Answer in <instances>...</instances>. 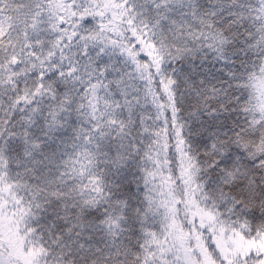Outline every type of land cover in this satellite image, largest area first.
Returning a JSON list of instances; mask_svg holds the SVG:
<instances>
[{
  "label": "trees",
  "instance_id": "16d2710c",
  "mask_svg": "<svg viewBox=\"0 0 264 264\" xmlns=\"http://www.w3.org/2000/svg\"><path fill=\"white\" fill-rule=\"evenodd\" d=\"M91 1L0 0V264L261 262L264 0Z\"/></svg>",
  "mask_w": 264,
  "mask_h": 264
},
{
  "label": "rangeland",
  "instance_id": "374dc122",
  "mask_svg": "<svg viewBox=\"0 0 264 264\" xmlns=\"http://www.w3.org/2000/svg\"><path fill=\"white\" fill-rule=\"evenodd\" d=\"M57 7H59V10L62 12L61 17L59 16L58 23H60V25L63 24L64 26L67 25L66 27H68V23H69L68 21L70 19L76 18V17L78 18L79 15H83V14L84 15L82 18H85V16H86V18H88L89 15H87L86 13H90L92 11L94 12V15H96V16H97V14H98V16H104L105 22L107 21L108 23H111L112 25L114 24L115 28L119 27L120 18L122 17V15L126 16V13L124 11L118 10L117 8H115V6H114V8L110 7L108 9H105L103 7L98 8L95 6V4L91 0H60V3H57ZM34 14H35V18L37 17L36 15L39 16V18H37L38 21L36 23H41V22L53 23V21L51 20L52 16H49V14H47V16H45V15L42 16L39 13H34ZM109 29L112 30V26H110ZM123 68H126L129 71L135 72L136 71L135 60L134 61H127V64H124ZM262 73L264 76V70ZM263 76L261 77V81H260V84L258 86L259 100L256 101V105L258 107V110H262L264 112V77ZM259 102H260V104H259ZM156 121H157V117H155L154 121L152 122V126L150 127V130H151V132H154L155 135H158L160 127L156 126V125H158V124H156ZM157 123H158V121H157ZM208 220H210V219L208 218ZM200 233H204V234H202V235H204V237L202 235H198L200 237V239L203 237L202 241L205 240V243L207 242V245H206L207 247L205 245H202V247L204 248V254L201 253V255H202V259L204 260V262L206 264H230L229 261L225 260L222 253L220 255L219 246L214 244V241L211 240L212 239L211 235L208 234L205 229H202V230L200 229ZM198 236H196L197 244H199ZM171 239H172V236L169 238V240L171 241ZM202 241H200V244ZM174 243H175L174 245H176V246L180 245V247H181L182 242L180 240L177 239L176 242L174 241ZM170 251H172V250L170 249ZM172 255L175 256L176 254L173 253ZM199 255H200V253H199ZM176 256H177L176 260H174L173 263H168V264H182V262H183L182 259L185 258V253H182V250H180L179 254H177ZM247 259H246V261H248ZM242 264H250V262L249 261L243 262ZM255 264H264V260H262L261 262L257 261V263H255Z\"/></svg>",
  "mask_w": 264,
  "mask_h": 264
}]
</instances>
